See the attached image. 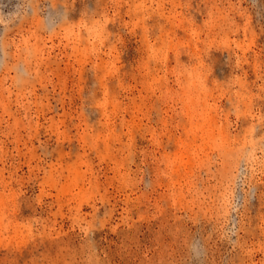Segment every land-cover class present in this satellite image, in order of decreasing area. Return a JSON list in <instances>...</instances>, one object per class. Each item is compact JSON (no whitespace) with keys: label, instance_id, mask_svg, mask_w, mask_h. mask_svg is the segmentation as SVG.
Listing matches in <instances>:
<instances>
[{"label":"rangeland","instance_id":"obj_1","mask_svg":"<svg viewBox=\"0 0 264 264\" xmlns=\"http://www.w3.org/2000/svg\"><path fill=\"white\" fill-rule=\"evenodd\" d=\"M0 264H264V0H0Z\"/></svg>","mask_w":264,"mask_h":264}]
</instances>
